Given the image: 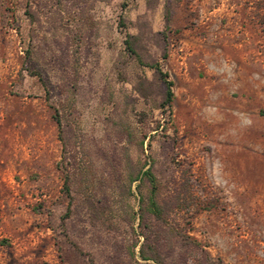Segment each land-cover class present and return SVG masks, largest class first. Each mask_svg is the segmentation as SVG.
<instances>
[{
	"label": "rangeland",
	"instance_id": "1",
	"mask_svg": "<svg viewBox=\"0 0 264 264\" xmlns=\"http://www.w3.org/2000/svg\"><path fill=\"white\" fill-rule=\"evenodd\" d=\"M0 264H264V0H0Z\"/></svg>",
	"mask_w": 264,
	"mask_h": 264
},
{
	"label": "trees",
	"instance_id": "2",
	"mask_svg": "<svg viewBox=\"0 0 264 264\" xmlns=\"http://www.w3.org/2000/svg\"><path fill=\"white\" fill-rule=\"evenodd\" d=\"M165 84H166V88H167V99H166V103H167V105H169L171 103L172 97H173V93H172V90H171L173 84L171 82L167 81V80H165ZM147 176L150 177V182L153 185V187H155V184H156L155 178L152 176V174L150 172L147 173ZM150 211L155 216L159 217V215H160V208H159L158 204L155 202L154 198H151V200H150ZM142 259L148 260L147 256H144V255H142Z\"/></svg>",
	"mask_w": 264,
	"mask_h": 264
}]
</instances>
